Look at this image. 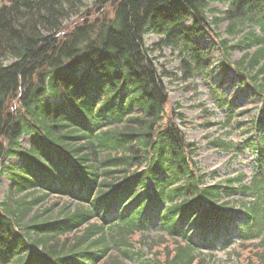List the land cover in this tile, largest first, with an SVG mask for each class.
<instances>
[{
	"label": "trees",
	"instance_id": "16d2710c",
	"mask_svg": "<svg viewBox=\"0 0 264 264\" xmlns=\"http://www.w3.org/2000/svg\"><path fill=\"white\" fill-rule=\"evenodd\" d=\"M222 2H228L223 13L210 8ZM91 4L0 0V173L9 182L0 201V264H122L138 255L128 237L152 221L181 242L164 264H194L200 247L228 246L229 224L239 220L237 238L259 240L250 251L256 264H264V139L253 150L258 162L248 185H241V175L233 180L241 195L252 198L238 214L220 203L217 186H205L194 144L185 142L175 122L181 116L172 111L167 118L164 80L177 77L144 44V36L153 34L159 48L176 51L184 83L207 78L218 48L201 40L226 22L229 34L241 36L235 45L222 41L220 68L228 70L230 50L244 48L235 71L244 79L254 71L262 75L264 0ZM213 12L222 16L208 19ZM250 77L263 103L254 127L261 133L264 82ZM227 107L231 113L234 105ZM22 137L28 149L21 147ZM212 145L234 148L218 139ZM6 158L22 164H6ZM50 197L70 201L50 204ZM190 226L199 229L198 238ZM108 239L119 260L110 256Z\"/></svg>",
	"mask_w": 264,
	"mask_h": 264
},
{
	"label": "rangeland",
	"instance_id": "374dc122",
	"mask_svg": "<svg viewBox=\"0 0 264 264\" xmlns=\"http://www.w3.org/2000/svg\"><path fill=\"white\" fill-rule=\"evenodd\" d=\"M91 2L92 0H86L89 8L92 5ZM227 6V2L213 3L211 8L223 12ZM217 15L222 16V14L214 12L209 17ZM226 26L227 23L223 22L215 29V33H213L215 44L223 40L227 41L228 45L237 44L241 33L229 34ZM256 33L259 34L258 31ZM201 42L202 45H213V41L210 39L201 40ZM159 45L156 36L151 34L145 36V46L149 50L152 49L151 57H155V62L164 71L174 73L177 77L175 81H171L169 78L164 80L168 92V104L165 107L166 116L168 118L172 111L181 116L175 122L185 133L186 141L194 144L196 150L194 161L197 163L196 167L199 173L205 175V186L216 185L223 194L220 203L224 204L225 208L241 214L243 212L241 204L251 202L252 198L241 195L237 189L238 183L233 180L241 175V185H248L258 162L253 150L259 145L260 138L264 139V131L260 133L254 128L259 120V112L263 111V103L258 97V91L252 87V77L249 76L250 80L244 79L245 77L235 70L224 72L220 68L224 62L221 60L222 52L219 49V55L217 54L214 58L208 79L195 76L184 83L181 80L179 70L181 58L178 53L169 48H159ZM219 48H222L221 44H219ZM229 52V62L225 63L232 67L234 62L242 58L246 50L244 48L232 49ZM252 52V49L249 50V53ZM251 75L257 76L258 84L264 82V74L261 75L254 71L251 72ZM242 80H245V84L241 82ZM221 102L226 103V106L220 107ZM232 103L234 107L229 113L227 104L231 106ZM224 124L228 126L224 127ZM216 139L230 142L234 148L232 150L215 148L212 143ZM253 142L252 148H245ZM240 143H244V145L240 147ZM20 145L22 148L28 149V138L22 137ZM235 147H238V150H235ZM5 163L9 165L21 164L10 159H7ZM229 180H231L230 183ZM7 187L8 180L5 175L1 174L0 201L3 200ZM52 202H59L62 205L68 201L65 198L50 197L49 203L52 204ZM58 207L52 209L53 213L58 210ZM232 223L229 224L231 228L229 237H233L234 244L222 249L219 248L220 243H218L215 248L212 247L214 248L212 252L206 250L207 248L200 249L199 252L194 253L196 257L194 264H197L198 261L202 264H246L247 260H252L256 264L250 246L259 244V241L238 242L233 228L237 227L241 221ZM190 229L192 235L198 238L199 229H194L191 226ZM143 235L137 233L128 237L133 252L138 255L129 254L128 258L123 259L122 264H140L139 257L149 262H155L154 264H164L175 254L176 246L181 244L178 239H170L155 229L150 231L147 237ZM110 255L118 260L121 256L120 253L115 252L114 247L110 251ZM257 255H260V252H257Z\"/></svg>",
	"mask_w": 264,
	"mask_h": 264
}]
</instances>
